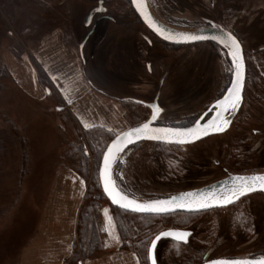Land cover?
Masks as SVG:
<instances>
[{
    "label": "rangeland",
    "instance_id": "rangeland-1",
    "mask_svg": "<svg viewBox=\"0 0 264 264\" xmlns=\"http://www.w3.org/2000/svg\"><path fill=\"white\" fill-rule=\"evenodd\" d=\"M99 1L0 0V50L9 42L12 51L30 53L31 70L41 90L40 96H35L32 91L31 101L24 96L21 102L18 93H15L16 97L11 94L13 85L2 80L8 87L0 94V126H8L4 118V114L7 115L26 140V177L32 175L36 182L35 186L29 184V192L35 193L34 189L42 188L43 196L46 195L54 163H64L61 160L63 149L68 143H85L84 136L90 128L102 126L116 136L143 120L142 112L131 110L128 103L123 104L116 97L126 98L137 92H164L162 87H186L187 72L198 75L208 72L214 78L213 82L221 76L223 83L224 78L233 73L229 70L234 65L228 52L210 44L175 53L154 42L157 45L153 50L148 49L141 35L154 38L140 25L130 0H103L106 9L96 12ZM147 1L153 13L171 26L193 29L215 23L236 34L244 48L247 65L244 103L240 117L228 134L190 147L142 143L119 157L114 176L120 175L130 196L147 200L211 183L225 175V168L263 172L264 0ZM90 14L92 18L87 24ZM168 70L169 74L161 84L162 74ZM38 72L41 73L40 80ZM222 80L218 79L217 85L213 82L205 84L206 88L219 89ZM170 107H166L167 112L172 111ZM85 124L90 127L85 128ZM90 158L87 189L92 176L94 179L99 177L102 156L98 164L94 155ZM234 159L238 162L234 163ZM214 160H218L219 165ZM38 171L46 176L43 187L38 186L41 182ZM98 196L99 190L95 187L86 204L99 209L98 217L103 225L102 250L98 253L111 252L97 255L95 264L135 263L133 250L122 248L120 241L105 230L104 209L109 210V215L112 210ZM40 206L38 202L34 220L23 234L21 231L18 234L19 230L31 214L24 206L17 208L12 223L0 224V264H16L20 247L29 241L36 226ZM239 206L237 212L233 209L231 213L229 210L220 215L192 217L186 226L191 233L186 246L191 259L167 255V250L177 248L166 239L158 243L157 263L186 264L198 253L199 257L206 256L211 260L264 256V194H254ZM162 230L164 226L159 223L138 233L134 242L147 238L149 241ZM114 233L116 236V229ZM112 250L128 251L121 258L123 254H113ZM83 259L86 256L80 261Z\"/></svg>",
    "mask_w": 264,
    "mask_h": 264
},
{
    "label": "snow or ice",
    "instance_id": "snow-or-ice-1",
    "mask_svg": "<svg viewBox=\"0 0 264 264\" xmlns=\"http://www.w3.org/2000/svg\"><path fill=\"white\" fill-rule=\"evenodd\" d=\"M141 12L149 26L154 29L159 35L166 40L175 42H198L209 39L196 33H173L163 26H160L157 21L147 11V5L143 0H131ZM213 27H216L213 25ZM212 40H217L224 48H226L232 58L234 68L229 69L234 72V81L230 88L227 89V94L215 102V108L218 109L216 116L208 120L206 123L195 121L191 127H154L153 121H157L162 109L156 105H150L152 108L150 119L140 123L136 127L129 128L127 131H122L115 136V139L110 144L106 145V151L102 152V166L98 168L100 180L102 182L103 191L110 198L112 204L119 206L122 209L130 210L139 213H152L155 215H169L177 209L187 210H204L212 206H222L232 203L244 196L246 193L254 191L256 188L264 189V175L243 176L236 175L219 189L212 188L204 192H184L178 195H173L167 199H150L139 201L127 194L113 178L112 166L118 160V154L122 153L126 145L148 139L154 141L174 142L180 145L194 142L201 137L207 136L210 133L222 132L230 124V120L225 113L233 111L240 106L242 100V88L245 79V64L242 56L241 45L237 38L231 32H225L222 35L212 36ZM85 128L90 125L85 124ZM111 131V130H110ZM106 218V231L113 239H119L113 236L116 226L113 217L109 215V210L104 209ZM190 233L188 231L169 229L160 231L155 239L150 241L148 248V256L151 259V264H157L155 249L157 242L162 237H171L178 242H187ZM107 246V245H105ZM206 264H264V256L258 259H216L207 261Z\"/></svg>",
    "mask_w": 264,
    "mask_h": 264
},
{
    "label": "crops",
    "instance_id": "crops-1",
    "mask_svg": "<svg viewBox=\"0 0 264 264\" xmlns=\"http://www.w3.org/2000/svg\"><path fill=\"white\" fill-rule=\"evenodd\" d=\"M31 60L30 53L25 54L21 50L12 51L9 42L2 45L0 50V94L3 93V89L8 87L6 84L8 82L13 85L10 90L15 97L17 93H20L31 101L32 91L35 96H40L41 90L37 84L36 76L31 70ZM2 80L7 82L2 83ZM22 139L23 136H20L17 130L10 126H0V224L12 223V217H14L17 208L25 203L24 200L29 193V184L34 183L33 186L36 184L32 175L26 177L28 171H25V147ZM51 170L52 179L48 191L44 196L41 191L39 196L41 206L36 226L29 235V241L20 247L16 264H65L76 240L79 213L86 196L87 181L73 168L59 162L54 163ZM39 185L44 186L40 181ZM34 190L37 192L42 188ZM110 215L112 216L111 213ZM103 223L105 227L106 219L104 221V218ZM116 234L121 246L117 228ZM104 251L91 258L83 259L77 264H95L97 255L110 254L111 252V250ZM112 251H114L113 254H123L122 258L126 254L125 251L128 250ZM122 261L124 260L122 259ZM133 264H140L137 256L136 262Z\"/></svg>",
    "mask_w": 264,
    "mask_h": 264
},
{
    "label": "trees",
    "instance_id": "trees-1",
    "mask_svg": "<svg viewBox=\"0 0 264 264\" xmlns=\"http://www.w3.org/2000/svg\"><path fill=\"white\" fill-rule=\"evenodd\" d=\"M40 75L41 73L38 72L39 80ZM50 93L53 92L51 91ZM4 118L6 119V125L12 126V128L16 130L18 129V126L14 124V122L7 115L4 114ZM84 137L86 141L85 143H68L62 151L61 160L64 161V163H62L63 165L73 168L83 179L89 180L91 154L94 155L95 161L98 164V161L102 156V152L106 150V145H108L115 138V134L110 130H107L105 127L95 126L90 128ZM23 141L24 146H26L25 138H23ZM148 143L154 144L156 146L178 147L176 145H166L152 142ZM140 144L142 143L136 144L130 147L128 150L135 149ZM115 178L117 180V184L125 192H127L120 179V175L115 174ZM95 179L92 176V180L89 183L86 196L79 213L76 240L73 244L70 255L65 260V264H77L80 262L81 258H84V256H86V259L91 258L93 255L102 250L104 230L103 225L98 217L99 209L93 208V206H88L86 204V202L90 199L91 193L94 191L95 187H97L99 190V199L105 200V202H107L111 207L113 219L122 242L121 247L128 250H133L140 264H151L147 250L150 247V241L153 237L149 239V241L147 238L139 242H134L138 233L152 229L159 223L164 226V230L162 231L169 229L185 230L187 229L186 226L189 225L191 218L194 217V214L185 212L160 216L134 214L125 210H121L111 205L102 191L99 177L96 176ZM153 239H155V237ZM130 243L133 244L132 247H129L131 245ZM171 244L177 249L167 250V255H172L174 258L179 259L186 257L191 259L189 256L191 252L188 248H186L185 245L179 242H171ZM181 248L184 249L180 250ZM194 254L195 253H193V256ZM203 260L204 256L199 257L198 253L197 257H194L191 260L192 262L188 261L186 264H200Z\"/></svg>",
    "mask_w": 264,
    "mask_h": 264
},
{
    "label": "flooded vegetation",
    "instance_id": "flooded-vegetation-1",
    "mask_svg": "<svg viewBox=\"0 0 264 264\" xmlns=\"http://www.w3.org/2000/svg\"><path fill=\"white\" fill-rule=\"evenodd\" d=\"M103 3H104L103 0L99 1L98 7L95 8L96 12H99L98 10H100V12H104V10L106 8L103 7ZM131 5H132V3H131ZM133 11L136 14L134 9H133ZM136 16L139 20L140 25L145 27L147 29V31L154 38V40H152L148 35H145V34L141 35V38L145 42L146 47L148 49L153 50L155 44L157 45V43L159 42V43H161L162 46L165 47L164 48L165 50L170 51V52H175V53L178 51H181L185 48L196 47V46H199L202 44H210V45H213L217 48L219 47L221 50H225L222 46H220L214 42H201V43H197V44H184V45L171 44V43L166 42V41L162 40L161 38H159L155 33H153L141 21V19L139 18V16L137 14H136ZM167 24H169V23H167ZM210 24H213V23H207V25H210ZM169 25H171V24H169ZM218 25L222 26L223 28L230 31L233 35L236 36V34L233 31H231L230 29H228L227 27L223 26L222 24H218ZM154 42H157V43H154ZM148 64L150 65L149 62L147 63V65ZM168 74H169V70L162 74V77H164V78H162L161 84H163L164 79L167 78ZM186 74H187L186 83L188 84L186 87L172 86L168 89L166 87L165 88L162 87L161 91L163 89L164 92H159L157 89L158 92H156V93H154V92H145V93L137 92L136 93L137 95L126 97V98L125 97H123V98L116 97V99H118L123 104L128 103V106L132 108L131 110H133L135 112H142L143 120L140 123H143V122L147 121L148 119H150L151 112H152V108L150 107V105H153V104L158 105L162 109V111L158 117V120L155 122V125H157V126L191 127L193 125V123L197 120H199L201 123H206L208 120H211L214 117V115L216 114V111L218 109L215 108V102L218 99H222L226 95L227 89L230 88V86L232 84L234 72L229 77L224 78L225 79L224 83H223L221 76L216 77V79L213 82L214 78L211 77L208 74V72H201L199 75L196 74L195 72H189V73L187 72ZM218 79L222 80L221 88H219V89H214L213 87H211L209 89L206 88L207 86L205 84H208V83L212 84V82H213V84L215 83L217 85L219 83ZM246 83H247V73H246V80H245V88H244V92H243V102H242L240 107H238L237 109H235L233 111L227 112L225 114L228 117V119L230 120V124L225 131L218 133V134L209 135L197 143H194L191 145H183L180 147H190L193 145L201 144V143H203L209 139L221 137V136L228 134V132L233 127L234 123L238 120V118L241 115V111H242L243 103H244ZM167 106H171L170 108H173L172 111L167 112V108H166ZM140 123H138L137 125H139ZM137 125H135V126H137ZM255 132H257V130H255ZM144 143H148V142H144ZM176 146H178V145H176ZM237 157H240V156L237 155ZM237 157H235V158H237ZM237 162H238V160L236 161V159H234V163H237ZM214 163L216 165H219L220 162L218 160H214ZM225 171H226L225 175L223 177H221L220 179L215 180L211 183L205 184L203 186L188 189L185 191L199 189V188L205 187L209 184H212V183H215V182L220 181L222 179H225L229 176H233V175H251V174H257V173H264V171L263 172L262 171H245V170L234 171V170H229L228 168H225ZM185 191H182V192H185ZM178 193H180V192H178ZM255 194H264V193H255ZM171 195H173V194H171ZM171 195H166V196H162V197H167V196H171ZM252 195H254V194L245 196L244 198H242L241 200H239L235 204L228 206V207L211 209V210L202 211V212H194V213H190V214H194L193 216H197V215L202 216V215H207V214H212V213H214L215 215H220V214L224 213L225 211H229V210L231 213L234 211L233 209H235L237 212L238 208H241L239 206L240 203H242V201L246 200L247 198L251 197ZM156 198H161V197H156ZM152 199H155V198H152ZM243 219L244 218L241 217V220H243ZM182 231H188L190 233V231L188 229H185ZM190 236H191V233H190ZM190 236L188 237L186 243L185 242H179V243L187 246V244H189ZM166 239H162V240H166L169 242H178L174 238H166ZM244 258H260V257H259V255H255L253 257L243 256V257H228V258H220V259H244ZM217 259H219V258H217ZM210 260L211 259L204 256V260L201 263H204V262H207ZM212 260H214V259H212Z\"/></svg>",
    "mask_w": 264,
    "mask_h": 264
},
{
    "label": "water",
    "instance_id": "water-1",
    "mask_svg": "<svg viewBox=\"0 0 264 264\" xmlns=\"http://www.w3.org/2000/svg\"><path fill=\"white\" fill-rule=\"evenodd\" d=\"M144 3H146L147 5V11L151 14V16L155 19V21L158 22V24L160 26H163L165 27L166 29L170 30L171 32L173 33H196V34H200V35H203V36H207L209 37V39L207 40H204V41H198V42H188V43H185V42H175L173 40H166L164 39L163 36L159 35L157 32L154 31L153 28H151L149 26V24L147 23V21L144 19L143 15L141 14V12L137 9L136 5L133 4L132 2V7L133 9L135 10L136 14L139 16V18L141 19V21L153 32L155 33L159 38H161L162 40L166 41V42H169L171 44H176V45H184V44H197V43H201V42H214L220 46L223 47V45H221L217 40H212L211 37L212 36H218V35H222L224 34L225 32H230L228 30H226L225 28H223L222 26L218 25V24H210V25H204V26H201V27H198V28H193V29H181V28H178V27H174V26H171L167 23H165L164 21H162L161 19H159L155 13H153V11L151 10L150 6H149V3L147 0H143ZM101 5V4H100ZM100 12V10H98ZM91 18H92V14H90L87 18V24H90V21H91ZM213 25H215L216 27H213ZM235 36V35H234ZM236 37V36H235ZM237 38V37H236ZM237 40L239 41V39L237 38ZM240 45H241V50H242V56H243V60H244V64H245V79H244V84H243V88H242V92H241V95H242V100H241V103H240V106L243 102V92H244V88H245V80H246V73H247V65H246V60H245V53H244V48L241 44V42L239 41ZM224 48V47H223ZM227 52L228 50L226 48H224ZM229 54V52H228ZM230 55V54H229ZM231 57V56H230ZM235 77L233 75V81H234ZM232 81V82H233ZM232 85V84H231ZM231 87V86H230ZM227 94V93H226ZM239 106V107H240ZM219 111V110H217ZM217 111H216V114H217ZM216 114L214 115V117L216 116ZM226 114V113H225ZM213 117V118H214ZM212 118V119H213ZM155 122L156 121H153L152 123V126L154 127H167V126H157L155 125ZM201 123V122H200ZM138 126V125H137ZM136 127V126H134ZM227 129V128H226ZM225 129V130H226ZM224 130V131H225ZM127 131V130H126ZM223 132V131H222ZM218 133H221V132H215V133H210L209 135H213V134H218ZM207 135V136H209ZM207 136H204V137H201L200 139H197L195 140L194 142H191V143H185L183 145H191V144H194V143H197L201 140H203L204 138H206ZM115 139V138H114ZM143 142H152V143H160V144H166V145H178V146H183V145H180V144H177V143H170V142H166V141H154V140H148V139H141L139 141H134L133 143H130L128 145H126V147L124 148L123 152L118 154V159L119 157L126 151L128 150L130 147L136 145V144H139V143H143ZM111 143V142H110ZM109 143V144H110ZM106 151V150H105ZM118 161V160H117ZM102 163H103V160L101 159V163H100V166H102ZM117 163V162H116ZM114 166H115V163L113 164L112 166V170H113V178L115 179V176H114ZM251 175H264V173H257V174H251ZM251 175H243V176H251ZM233 176H236V175H233ZM233 176H229L225 179H222L220 181H217L215 183H212V184H209L205 187H202V188H199V189H195V190H189V191H185V192H204V191H208L212 188H217L219 189L221 185L225 184V182L229 181L231 179V177ZM99 180H100V176H99ZM100 185H101V188H102V191H103V186H102V182L100 180ZM104 195L107 197V199L109 200V202L111 203L112 206L116 207V208H119L121 210H125V209H122L120 208L119 206L115 205V204H112L110 198L107 196V194L103 191ZM180 193H184V192H180ZM180 193H176V194H173V195H178ZM255 193H264V189H260V188H256L254 191L250 192V193H246L244 196H241L239 197V199L233 201L232 203H229L227 205H222V206H219V205H216V206H212L208 209H204V210H187V209H177L175 211H173L172 213L170 214H174V213H178V212H185V213H194V212H202V211H207V210H211V209H218V208H224V207H228V206H231L233 204H235L236 202H238L239 200H241L242 198H244L245 196H248V195H251V194H255ZM171 195V196H173ZM171 196H167V197H161V198H155V199H167ZM132 197V196H131ZM134 198V197H133ZM137 199V198H135ZM139 201H144V199H137ZM147 200H150V199H147ZM127 212H131V213H134V214H141V215H155V214H152V213H139V212H133V211H130V210H125ZM166 238H171V237H162L158 242H157V246H158V243L162 240V239H166ZM157 246H156V249H157ZM156 249H155V256H156ZM247 259H258V258H247ZM216 260V259H214ZM157 261V260H156ZM150 262H151V259H150ZM158 264V263H157ZM201 264H206V262L204 263H201Z\"/></svg>",
    "mask_w": 264,
    "mask_h": 264
},
{
    "label": "bare ground",
    "instance_id": "bare-ground-1",
    "mask_svg": "<svg viewBox=\"0 0 264 264\" xmlns=\"http://www.w3.org/2000/svg\"><path fill=\"white\" fill-rule=\"evenodd\" d=\"M17 98H18V101L22 102V99L25 98V97L19 93V96ZM38 176L41 177L42 185H44V183L46 181V176H42L40 174V172L38 173ZM40 195H41V190L37 191L36 193L29 192L27 194L26 199L24 200L25 203L23 204V206H24V210L25 211H27V210L31 211V215L24 220V225L20 228L18 234H20V231L23 234V231L27 230L28 227L32 224V221L34 220V216H35L36 210L38 208V202H39V196Z\"/></svg>",
    "mask_w": 264,
    "mask_h": 264
}]
</instances>
